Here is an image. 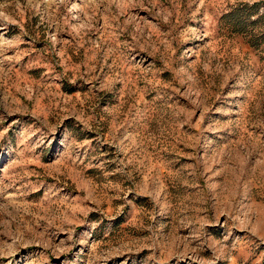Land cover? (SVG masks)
Returning <instances> with one entry per match:
<instances>
[{"label": "rangeland", "instance_id": "1", "mask_svg": "<svg viewBox=\"0 0 264 264\" xmlns=\"http://www.w3.org/2000/svg\"><path fill=\"white\" fill-rule=\"evenodd\" d=\"M0 264H264V0H0Z\"/></svg>", "mask_w": 264, "mask_h": 264}]
</instances>
